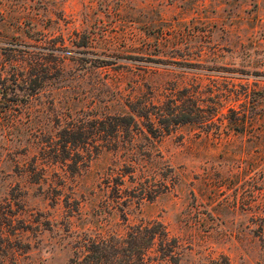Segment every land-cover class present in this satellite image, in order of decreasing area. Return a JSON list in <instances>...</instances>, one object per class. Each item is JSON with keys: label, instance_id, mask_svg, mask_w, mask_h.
I'll use <instances>...</instances> for the list:
<instances>
[{"label": "rangeland", "instance_id": "374dc122", "mask_svg": "<svg viewBox=\"0 0 264 264\" xmlns=\"http://www.w3.org/2000/svg\"><path fill=\"white\" fill-rule=\"evenodd\" d=\"M29 54L45 73L27 123L0 118V264H91L94 242L152 220L176 246L147 264H264V0H0V102ZM169 98L202 118L91 141L78 170L39 136L17 153L25 126L57 140ZM150 183L156 196H132Z\"/></svg>", "mask_w": 264, "mask_h": 264}, {"label": "trees", "instance_id": "16d2710c", "mask_svg": "<svg viewBox=\"0 0 264 264\" xmlns=\"http://www.w3.org/2000/svg\"><path fill=\"white\" fill-rule=\"evenodd\" d=\"M82 45H89L88 37ZM29 55L32 56L23 59L29 67L27 73L20 72L18 75L20 77L13 81L15 86H6V90L1 93L3 101L0 102V118L7 119L12 124L9 126L12 127H22V124L27 123L22 120L24 109L29 108L30 102L42 89L44 83L43 60L45 57ZM188 100V98L184 101L169 98L162 104L152 105L153 107H148V104L139 105L136 101L129 100V111L124 113L97 116L88 123L87 121L81 124L71 122L62 126V129L56 133L57 140H53L51 136L44 137L46 134L41 127L25 126L26 128L24 127L17 139L20 145L18 144L19 147H16V150L19 154H27L30 148L38 146L36 139L32 137L39 136L42 139L39 144L40 155L52 156L66 166H71V162L74 161L76 163L74 164L75 170H78L81 168L79 162L84 164L82 151L91 141L109 138L115 140L122 131H126L133 141L143 133L144 128L154 138L160 139L178 125L200 120L203 115L195 112L187 104ZM198 108L197 110L202 112V108ZM120 175L125 176L121 172ZM131 176V182H137L140 185L136 181L137 178L134 175ZM147 181L150 180L147 179ZM152 185L150 183L139 187L133 184L135 195L132 196H137L139 200L153 198L161 190L157 192V189H154ZM157 244L159 245L157 250L162 254V257H169L174 253L176 245L171 240L167 229L162 222L152 220L132 226L124 239L112 236L101 242H94L90 248L93 254L91 253V256L88 257H90L91 264H147V260L150 259L149 251Z\"/></svg>", "mask_w": 264, "mask_h": 264}]
</instances>
